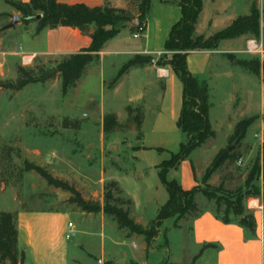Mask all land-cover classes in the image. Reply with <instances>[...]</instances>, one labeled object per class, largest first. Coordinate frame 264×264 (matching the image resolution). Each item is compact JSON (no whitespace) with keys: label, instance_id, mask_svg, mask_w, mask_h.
I'll return each mask as SVG.
<instances>
[{"label":"crops","instance_id":"1","mask_svg":"<svg viewBox=\"0 0 264 264\" xmlns=\"http://www.w3.org/2000/svg\"><path fill=\"white\" fill-rule=\"evenodd\" d=\"M12 1L27 2L28 0ZM56 1L64 4H84L88 7L108 4L110 7L125 9L128 6V0ZM251 4L252 0H202V10L194 27V34L205 38L214 35L229 26L239 16L248 15ZM257 9L261 10L258 6ZM0 12L14 15V10L5 3V0H0ZM16 13L18 14V12ZM180 16V8L175 4L151 0L145 19V27L141 34L134 38V32L130 31L131 22L137 20L135 17L113 39L104 44L98 53L99 68L103 70L107 66L113 67L114 60H118V58L124 60L123 64L134 55L154 57L163 53L164 42L168 37L170 28L180 19ZM20 25V29L9 28L5 34L0 35V44L3 46L0 68L6 59L10 63H15V57L18 55L16 51L19 46L26 50L23 55L29 56L32 61L37 55L67 57L86 49L91 42L88 35H83L77 29L69 27L44 29L35 33V23ZM260 26L261 31L258 39L252 35H243L221 41L216 49L194 50L186 55L189 72L206 81L209 105L208 119L214 136L192 151L188 159L180 162V175L178 174V176L179 184L183 190H189L200 184L204 170L214 155L224 148V142L227 141L234 125L240 119L251 116L258 117L249 127L252 129L251 135L248 137L245 135L242 142L253 145L249 153L253 152L255 145L261 150L264 141V74L251 75L256 78L259 88L256 105L251 108L249 102L252 90L248 89V97L245 98V90L239 91V88H245V83L243 80L238 83L237 80L238 75L243 79L246 73L231 64L223 56L230 53L243 59L258 58L260 65L264 66L263 21ZM126 33L131 34L132 39L136 41L130 42ZM118 68L120 67L116 66L114 70H118ZM133 74H137L141 79L150 77L152 81L161 82V88L156 93L152 114L144 117L141 132L131 146L128 156L133 162L132 165L126 171L121 170L118 166L116 169L109 170L108 179L110 182H114L120 192V197L129 201V204L124 206V209L128 210L129 217L136 224L145 228L152 219L141 223L138 212L140 202L142 200L145 203L156 202L158 199L164 198L166 191L157 175V167L164 161L163 158L153 156V160L146 167L143 166V163H147L146 153L162 148H173L180 142V131L176 127V121L181 108V85L169 66H156L152 62L141 68L130 69L120 77L115 88H119L120 84ZM247 75L249 74L247 73ZM139 84L145 85L146 83L140 81ZM218 86L230 88L228 94L224 96L221 115L215 114L214 105L211 104L212 90ZM230 93H241V96L234 98L235 96L229 95ZM148 118L149 120H147ZM219 141L220 143L216 145L215 142ZM193 153L196 154L195 161L197 162L206 158V163L200 172L197 171L194 161L192 162ZM188 160L191 167V180L187 179L185 166L188 164ZM169 173H171V179L177 176L176 171L171 170ZM165 198L167 199V193ZM166 199L160 203V206L165 203ZM248 200L250 199H247L246 202ZM248 210L253 214L255 220V238L246 239L241 227L220 222L212 215L211 208L206 207L190 221L189 231L192 246L200 250L204 244L217 245V250L209 248L214 253V264H264V210L261 213ZM0 213H13L15 215L17 248L24 255L23 264H70V235L90 234L85 229L83 222L93 220L91 214L67 207L17 208L0 211ZM100 213L99 225L94 234H98L101 238L100 254L102 256L105 253V241L107 240L112 249L120 248L118 255L108 259L113 263L124 264L130 260L137 264H149L146 258L148 256L150 258L156 257L158 250L150 249V246L146 245L141 236L129 235L127 230L117 226L114 219H106L103 213ZM69 223L71 227L68 226ZM106 231L109 233V237H106ZM112 236H117V239H113ZM125 239L131 241V249L123 245ZM195 257L194 255L191 258V262L194 263ZM74 262L78 264L76 260ZM163 262L162 259H156L154 264H179L175 261Z\"/></svg>","mask_w":264,"mask_h":264},{"label":"rangeland","instance_id":"2","mask_svg":"<svg viewBox=\"0 0 264 264\" xmlns=\"http://www.w3.org/2000/svg\"><path fill=\"white\" fill-rule=\"evenodd\" d=\"M252 2L256 7L262 8L264 0H252ZM132 9L135 11L136 7ZM14 16L18 18V22L10 27ZM20 24H22L21 17L15 10L13 16L0 12V35L5 34L9 28L20 29ZM126 36L130 38V42L136 41L132 39L131 34L126 33ZM2 50L3 46L0 44V59ZM25 51L22 46H19L15 63H10L8 59L3 62L0 68V81H15L16 65L30 69L37 75L43 74V80L28 84L17 92L0 90V211L17 208L67 207L72 210L79 209L69 203L70 194L68 192L47 185L34 171H25L26 162L40 166L53 177L68 182L85 200L100 206L104 205V194L106 190H109L112 196L110 204L124 208L129 201L120 197V192L114 182L108 179V171L116 169L117 166L126 171L132 165L133 162L128 154L134 139L141 132L144 117L150 116L154 110L156 93L161 88V82L152 81L150 77L143 78V80L137 74H133L127 77L119 88H115L120 78L112 83L119 68L114 69L116 66L121 67L124 60L118 58L114 60L113 67L107 66L101 70L98 66V59H96L85 66L80 79L63 93L61 80L55 67L66 57L37 55L31 63L23 64L21 58L23 53H26ZM159 56L160 54L154 56V60ZM52 71L55 72L46 77ZM242 72L245 71L242 70ZM237 80L238 83H241V80L245 83V88H239V91L245 90V98L248 97V89L252 90L249 105L251 108L255 107L259 89L256 78L246 73L243 79L238 75ZM140 81L146 84L141 85ZM229 89L227 86H218L212 90L211 104L214 105L213 110L216 115H221L224 106L223 99ZM229 95L240 98L241 93H230ZM111 115L115 117L116 125L105 130L104 119ZM251 133L252 129L248 128L246 137ZM179 136L180 142L175 147L146 153L147 163H143V166H148L153 156H160L165 161L170 158L171 154L178 152L179 145L184 139L181 133ZM215 143L218 145L220 141ZM226 146L227 141L224 142V147ZM252 147L251 144L241 142L239 149L241 162H230L218 168L211 174L207 184L213 188L221 184L222 190L228 192L241 188L256 156L261 151L255 145L253 152L249 153ZM195 155L193 153L191 157L192 162L194 161L197 171L200 172L206 163V158L197 162ZM189 160L185 166L187 179L191 180ZM179 169L180 165L176 171L177 176L174 178L178 182ZM167 179H171V173L167 175ZM255 183L259 185L261 194L258 197L247 199L261 200L264 183L261 179ZM164 194V198H157L156 202L145 203L143 200L140 202L138 212L141 223L155 218L156 209H159L160 203L166 199V193ZM246 200L244 205L247 209ZM195 201L199 211L206 207L214 209L213 202L208 201L201 193L195 196ZM100 212L102 211L88 213L93 216V220L83 222L90 234L70 235V264H75L74 260L78 264H105L111 262L108 260L110 257L120 253L118 251L120 248L112 249L106 240L104 256L100 254L101 238L98 234H94L99 225ZM103 216L106 219L112 218L105 214ZM190 221L191 217L185 216L179 220L172 218L163 222L156 237L149 245L150 249L158 250L156 259H162L163 263L175 261L179 264H214L212 250L209 248L198 250L192 246ZM128 234L131 235L129 232ZM107 236L109 237V233L106 231ZM112 237L117 239V236ZM123 243L131 249L130 240L125 239ZM198 254L200 255L197 256ZM194 255L197 257L193 263L191 258ZM155 258L148 256L146 259L149 264H154ZM133 263L137 264L130 260L124 264ZM0 264L9 263L5 261Z\"/></svg>","mask_w":264,"mask_h":264},{"label":"trees","instance_id":"3","mask_svg":"<svg viewBox=\"0 0 264 264\" xmlns=\"http://www.w3.org/2000/svg\"><path fill=\"white\" fill-rule=\"evenodd\" d=\"M150 1L128 0V6L125 9L110 7L108 4L96 7H88L84 4H64L56 0H28L27 2L5 0V3L19 13L23 25L35 23V33L44 29L69 27L90 37L91 42L86 49L67 56L55 67L61 80V90L65 93L80 79L85 66L98 59V53L104 44L113 39L135 17L138 21L137 27H130V31L135 32L140 27H143L144 30ZM161 1L175 4L180 8L181 14L180 19L170 28L164 42V52L155 60L151 56L134 55L119 68L112 80V83H115L130 69L154 62L156 66H169L181 84V108L176 127L184 139L179 145L178 152L171 154L168 160L161 162L157 167V175L167 193V199L157 210L155 218L144 228L129 217L127 209L110 204L112 196L109 190H106L104 194V205L100 206L85 200L71 184L53 177L40 166L26 162L24 169L37 173L47 185L68 192L70 194L69 203L77 206L82 212L97 213L102 211L103 214L112 217L119 228L127 230L132 235L141 236L147 246L156 237L158 229L164 221L172 218L179 220L185 216L193 219L201 213L195 201V196L198 193L213 202L214 209H211V212L215 219L224 224H235L241 227L244 237L253 239L255 238V220L253 214L246 209L244 202L248 197H258L261 194L259 185L255 182L261 179L264 183V142L241 188L228 192L222 190L221 184L213 188L207 184V181L218 168L227 163L236 162L240 158L241 142L248 128L258 118L257 116L246 117L234 125L227 139V146L214 155L198 186H194L190 190H183L176 179L168 180L167 174L171 170L177 171L181 161L188 159L192 151L214 136L208 119V87L206 81L200 76L192 75L189 72L186 64L187 53L194 50H213L221 41L243 35H252L258 39L261 31L260 23L264 22V2L261 10H258L252 2L248 15L239 16L223 30L205 38L194 34V27L202 10V0ZM134 6L136 7L135 12L132 9ZM262 30L264 33V27ZM262 47L264 48V40ZM223 56L231 64L250 75L264 74V66L260 65L258 58L243 59L230 53ZM42 80L43 74L37 75L30 69L17 66L15 81H0V90L17 92L28 84ZM115 125L116 121L113 115L104 119L105 130L111 129ZM260 201L264 210V196H261ZM16 236L15 215L0 213V262L24 263V255L17 248ZM207 248L217 250L218 246L204 244L201 247V249ZM105 264L117 263L106 262Z\"/></svg>","mask_w":264,"mask_h":264},{"label":"built area","instance_id":"4","mask_svg":"<svg viewBox=\"0 0 264 264\" xmlns=\"http://www.w3.org/2000/svg\"><path fill=\"white\" fill-rule=\"evenodd\" d=\"M143 31V27H140L137 31L134 32L133 37H138L139 34ZM23 64H29L31 61V58L29 56L23 55L21 58ZM238 163L241 162V158L237 160ZM247 207L253 212L261 213L263 211V207L261 204V201L258 198H250L247 202ZM69 227H71V224H68Z\"/></svg>","mask_w":264,"mask_h":264},{"label":"water","instance_id":"5","mask_svg":"<svg viewBox=\"0 0 264 264\" xmlns=\"http://www.w3.org/2000/svg\"><path fill=\"white\" fill-rule=\"evenodd\" d=\"M17 22H18V18L14 16L13 19H12V22L10 23V27H12V26H13L14 24H16ZM132 26H133L134 28L137 27V20H134V21H133ZM54 72H55V71L50 72V74L46 75V77L51 76ZM262 196H264V190L262 191Z\"/></svg>","mask_w":264,"mask_h":264}]
</instances>
